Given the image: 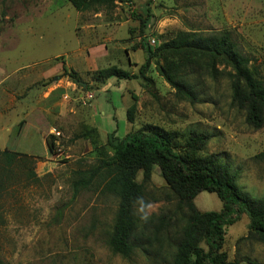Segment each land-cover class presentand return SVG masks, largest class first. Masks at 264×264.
<instances>
[{
	"label": "rangeland",
	"instance_id": "1",
	"mask_svg": "<svg viewBox=\"0 0 264 264\" xmlns=\"http://www.w3.org/2000/svg\"><path fill=\"white\" fill-rule=\"evenodd\" d=\"M223 31L264 84V0H125L86 12L70 0H0V152L26 155L9 170L0 194L6 264H171L185 215L159 167L149 181L142 172L137 176L147 204L135 209L129 257L109 245L118 199L97 187L73 193L74 172L96 165L114 132L123 138L154 126L182 154L192 132L208 136L195 156L227 164L243 192L264 198V161L255 159L264 152V127L253 128L233 103L229 66L218 61L213 69L209 57L166 53L139 79L99 76L110 67L139 76L144 47L156 50L183 32ZM160 67L193 86L197 102L180 96ZM194 203L201 213L223 209L218 196L206 192ZM225 231L230 261L264 264V244L244 239L246 215Z\"/></svg>",
	"mask_w": 264,
	"mask_h": 264
},
{
	"label": "trees",
	"instance_id": "2",
	"mask_svg": "<svg viewBox=\"0 0 264 264\" xmlns=\"http://www.w3.org/2000/svg\"><path fill=\"white\" fill-rule=\"evenodd\" d=\"M124 1L70 0V3L76 11L86 12L98 7L112 8L116 3ZM150 5L151 1L148 2V8ZM143 52L146 61L139 70V76L117 67L105 69L99 76L103 80L139 79L144 76L152 60H158L166 53H194L209 57L213 69L218 61L232 69V101L239 109L246 111L248 124L256 130L264 127V84L255 78L249 68L251 60L237 51L229 32L209 36L183 32L156 50L144 47ZM159 71L180 96L192 103L197 102L193 86L169 75L162 67ZM71 77L75 84L82 85L76 73L72 72ZM133 110L127 113L129 122H133ZM116 133L110 135L109 150H103L98 163L89 169L75 171L72 182L75 196L97 187L103 194L118 199L119 208L109 241L115 254L129 257L133 253V238L137 229L135 209L141 204H147L144 187L136 179L142 172L145 181H149L156 167H159L162 177L176 196L178 211L185 215V226L171 264H240L237 260L230 261L223 247L225 229L236 224L242 215L249 219V234L244 239L264 244V198H254L243 192L238 185V175L232 173L227 164L213 156H195L207 145L208 136L192 132L187 143L188 152L182 154L176 151L171 136L154 126L129 133L123 138ZM47 146L52 152L53 141H48ZM23 157L26 155L9 150L0 152V164L3 165L0 194L10 176L9 170ZM255 159L264 161V152L255 156ZM33 176L29 174V178ZM203 192L217 195L223 203V209L220 212L198 211L194 201ZM3 222L0 214V226ZM0 264H6L1 255Z\"/></svg>",
	"mask_w": 264,
	"mask_h": 264
},
{
	"label": "built area",
	"instance_id": "3",
	"mask_svg": "<svg viewBox=\"0 0 264 264\" xmlns=\"http://www.w3.org/2000/svg\"><path fill=\"white\" fill-rule=\"evenodd\" d=\"M151 42H152L153 44L155 43V41H154V40H152Z\"/></svg>",
	"mask_w": 264,
	"mask_h": 264
}]
</instances>
